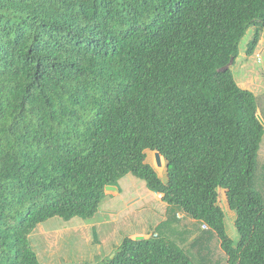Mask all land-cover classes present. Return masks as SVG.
Here are the masks:
<instances>
[{
    "label": "trees",
    "instance_id": "16d2710c",
    "mask_svg": "<svg viewBox=\"0 0 264 264\" xmlns=\"http://www.w3.org/2000/svg\"><path fill=\"white\" fill-rule=\"evenodd\" d=\"M252 26L250 55L264 0H0V264H43L37 225L93 218L128 174L204 225L191 246L217 237L228 264H264L253 179L264 124L256 94L225 69ZM81 264L194 263L174 240L125 236Z\"/></svg>",
    "mask_w": 264,
    "mask_h": 264
},
{
    "label": "rangeland",
    "instance_id": "374dc122",
    "mask_svg": "<svg viewBox=\"0 0 264 264\" xmlns=\"http://www.w3.org/2000/svg\"><path fill=\"white\" fill-rule=\"evenodd\" d=\"M254 31L255 27H250L240 43V55L233 69L236 77L243 70L242 64L248 69H254L264 74V52L260 55L246 53L248 43L253 38ZM257 94L258 106L263 111H259L258 113L264 120V88L257 89ZM147 161L156 166L157 171L163 179L167 178L165 162L162 163V166H158L156 151L148 152ZM253 176L255 188L264 196V138L259 152L257 171ZM119 183L120 195L105 194L101 200L99 210L93 218L84 220L80 217H75L70 221H66L56 216L37 225L30 236V242L43 264H81L87 260L106 258L109 254L113 256L115 248L120 244L119 242L117 245V241H122L127 234V230L138 225L140 217L146 218L148 224H153L152 226L162 219L163 209L155 204L152 194L148 195L150 190L142 178L128 174L121 178ZM107 192L111 193L112 191ZM141 196L143 198L141 201H132L134 198ZM219 204L226 213L228 234L236 242L239 240V233L234 224L235 214L230 209L226 189L220 188L219 190ZM102 211L117 212V214L114 216L103 215ZM106 219L111 220V222L104 224L100 228L99 236L102 238V242L98 246L94 238L90 241L85 237L87 234L83 232L80 226L81 224L96 223L99 220ZM172 225V221H167L164 225L154 227V230L159 233L164 228L167 231ZM115 226L118 228L117 235L114 233ZM89 235L92 236V233ZM164 236L167 237L168 233ZM204 241H207L206 243L210 245L208 254L213 260L210 261L212 264L214 262L228 264L226 254L221 249L217 237ZM180 242L181 240L177 241V244L185 248L194 264L204 263L200 261V258H204L205 256L197 251L200 250L201 246L202 249L206 250L207 245H200L202 243L200 242L198 245L191 246L182 245ZM205 253L207 254V252Z\"/></svg>",
    "mask_w": 264,
    "mask_h": 264
},
{
    "label": "crops",
    "instance_id": "0c3cea01",
    "mask_svg": "<svg viewBox=\"0 0 264 264\" xmlns=\"http://www.w3.org/2000/svg\"><path fill=\"white\" fill-rule=\"evenodd\" d=\"M263 35H264V30L262 31L261 39H260V41H259V43H258V45L254 51V53L256 55H260L261 53L264 52V36ZM246 53H247V49H246ZM238 58H237V60H238ZM237 60L235 61V63L237 62ZM235 63L232 65V71L234 69ZM241 66H242L243 70L240 71V73L238 74V77H236V75L233 71V74L235 76L237 83L242 88L254 92L256 94V96L258 97L257 89L264 88V74H261V73L255 71L254 69H248L243 64ZM259 111L263 112L261 108H259ZM148 152H152V150H148L147 155H148ZM163 162H165V165H166V160L162 156V163ZM149 163L152 164L151 162H149ZM152 166L157 170L155 165L152 164ZM158 166H160V165H158ZM117 187H118L117 190H113L111 193H108L106 191V194L107 195H113V196H119L121 193L120 192V183ZM149 194H152V196H154L153 200H154L155 204H157L158 206H160V208L163 209L162 219L160 221H158L157 223H155L154 226H152L153 224H148V222L146 221V218L143 219L142 217H140V219H138V225L136 227H133L132 229L127 230L126 236L133 238V239L138 237V236H144L146 238L151 237V236H156V237H162L163 236V237H165L164 235L166 233H168V236L165 238L174 240L175 242H177V241L179 242L181 240L180 243L182 245H191L194 239H197L200 236V234H203L205 232L206 229L204 228V225H200L199 221H197L196 219H193L190 216L186 215L183 211H177V213L175 214L176 210L173 209V207L169 206L168 203L163 201L161 194H158V193H155L152 191H150L148 193V195ZM142 199L143 198L141 196V197L134 198L132 201L133 202L141 201ZM102 214L114 216L115 214H117V212L102 211ZM167 221H172V224H173L172 227H170L167 231H165L164 228L159 233L156 230H154V227L164 225L165 222H167ZM108 222H111V220L106 219V220H99L96 223L90 222V223L84 224V225L81 224L80 227L83 230V232H85L87 234L85 237L90 241L93 240L94 231H96L98 234V242L95 240V238H94V240L98 243V246H99L102 242V238L99 236L100 228ZM89 231H91L90 233H92V236L89 235L90 234ZM114 233H115V235L118 234L117 226H115ZM119 242H121V241L118 240L117 245L119 244ZM206 242L203 241L202 243H200V245H202V244L207 245V249L206 250L202 249V246H201L200 250H198L197 252H200V254H203L206 257V258L204 257V259L207 261L208 264L209 263L212 264L210 261H213V260L210 257V255L208 254V252L210 250V245ZM205 252H207V254ZM202 259H203V257L200 258V261H202ZM213 264H218V262H214Z\"/></svg>",
    "mask_w": 264,
    "mask_h": 264
},
{
    "label": "water",
    "instance_id": "95a60500",
    "mask_svg": "<svg viewBox=\"0 0 264 264\" xmlns=\"http://www.w3.org/2000/svg\"><path fill=\"white\" fill-rule=\"evenodd\" d=\"M233 63H234V59H231L230 63L225 67V69L231 68L232 65H233ZM257 117L262 122V124H264V120H263V118L261 117V115L259 113L257 114ZM156 157H157L158 165L161 166L162 165V155H161V153L159 151H156ZM117 189H118L117 186H110L109 185V186L106 187V191H113V190H117ZM144 238H146V237H144V236H138V237H136L134 239L140 240V239H144Z\"/></svg>",
    "mask_w": 264,
    "mask_h": 264
}]
</instances>
